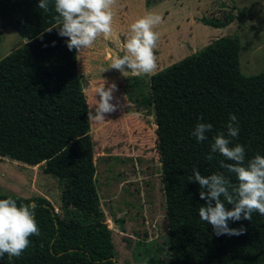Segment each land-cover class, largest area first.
Returning <instances> with one entry per match:
<instances>
[{"label": "trees", "instance_id": "obj_1", "mask_svg": "<svg viewBox=\"0 0 264 264\" xmlns=\"http://www.w3.org/2000/svg\"><path fill=\"white\" fill-rule=\"evenodd\" d=\"M38 3L0 0V28L10 27L25 40L0 58V157L40 166L56 178L60 204L71 213L56 215L41 195L0 193V199L12 198L17 206L34 204L40 232L29 237L21 256L5 254L0 264H118L95 185L89 111L76 51L67 48V37L59 36L57 28L45 31L55 26L52 0L48 12ZM243 16L238 10L200 22L219 28ZM239 49L236 34L214 38L152 73L146 94L132 78L136 104L150 108L155 125L165 223L162 243L135 242L132 254L139 264H264V215L253 212L251 220H229V228L246 231L216 236L199 218L206 201L200 199L198 182L189 180L196 169L202 176L221 173L237 183L222 167L231 161L215 153L207 159L212 137L227 134L230 114L239 128L233 146H244L245 164L257 154L264 157V71L241 74ZM198 122L213 126L204 141L192 135Z\"/></svg>", "mask_w": 264, "mask_h": 264}, {"label": "rangeland", "instance_id": "obj_2", "mask_svg": "<svg viewBox=\"0 0 264 264\" xmlns=\"http://www.w3.org/2000/svg\"><path fill=\"white\" fill-rule=\"evenodd\" d=\"M242 10L244 16L228 25L212 28L201 18L222 17ZM112 32L101 35L90 48L76 51V70L89 113L95 112V88L115 84L114 112L105 120L89 116L95 185L105 223L111 229V240L118 264H139L133 258V247L139 241L162 243L165 234L163 196L155 134L149 107L138 106L131 88L132 76L107 68L112 59L123 55L121 44L129 26L148 14L161 17L154 26L159 40L154 49L156 69L201 49L214 38L236 34L239 42V71L252 75L264 71V0H116L113 6ZM25 40L10 27L0 28V58L21 46ZM137 77L143 93L148 92L149 76ZM60 186L56 178L19 161L0 157V193L19 197L41 195L58 216L71 211L62 207Z\"/></svg>", "mask_w": 264, "mask_h": 264}, {"label": "clouds", "instance_id": "obj_3", "mask_svg": "<svg viewBox=\"0 0 264 264\" xmlns=\"http://www.w3.org/2000/svg\"><path fill=\"white\" fill-rule=\"evenodd\" d=\"M55 13V26L45 31L58 29V35L67 37L69 50L75 48L78 52L90 48L98 37L112 32L113 6L116 0H52ZM38 8L49 11V0H39ZM161 22V17L148 14L135 20L129 26V34L121 44L123 55L112 59L107 68L118 70L121 74L132 77L152 73L156 67L154 49L159 35L153 30ZM115 84L105 88L104 85L95 88V112L89 116L96 121L105 120V114L116 111L117 105L111 103ZM237 118L229 115L226 124L227 134L219 132L212 137L208 160L213 159V153L222 155L232 163L223 164L236 177L233 184L221 173L202 176L193 169L190 181L198 182L200 199L206 204L198 210L201 221L210 224L216 236L241 235L246 229L229 228L228 221L252 219V213L264 215V157L257 154L245 164V148L237 143L233 146V138L238 136ZM213 126L210 123H197L192 135L197 141L207 139ZM223 198V199H221ZM232 206L226 209L225 204ZM35 205L23 204L17 206L12 198L0 199V258L5 254L9 258L19 257L30 244L29 237L39 235V227L34 217Z\"/></svg>", "mask_w": 264, "mask_h": 264}, {"label": "water", "instance_id": "obj_4", "mask_svg": "<svg viewBox=\"0 0 264 264\" xmlns=\"http://www.w3.org/2000/svg\"><path fill=\"white\" fill-rule=\"evenodd\" d=\"M112 260H114V259L112 258Z\"/></svg>", "mask_w": 264, "mask_h": 264}]
</instances>
